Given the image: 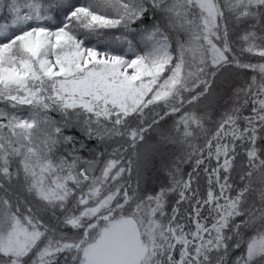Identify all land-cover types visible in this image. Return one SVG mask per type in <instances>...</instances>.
<instances>
[{
  "label": "snow or ice",
  "instance_id": "obj_1",
  "mask_svg": "<svg viewBox=\"0 0 264 264\" xmlns=\"http://www.w3.org/2000/svg\"><path fill=\"white\" fill-rule=\"evenodd\" d=\"M0 264H264V0H0Z\"/></svg>",
  "mask_w": 264,
  "mask_h": 264
},
{
  "label": "trees",
  "instance_id": "obj_2",
  "mask_svg": "<svg viewBox=\"0 0 264 264\" xmlns=\"http://www.w3.org/2000/svg\"><path fill=\"white\" fill-rule=\"evenodd\" d=\"M103 43V42H102ZM227 75V74H226ZM223 78L217 82V85L213 88V95L204 103L209 104L210 107L220 108L229 100V94H226V88L222 87ZM69 134L79 136V133L75 130H70ZM158 140V136L155 133H150L146 143L155 145ZM143 145L140 146L143 150ZM176 149L172 146L160 147L154 154H152L147 161H141V169L145 177L146 186L151 189L158 186L165 179V174L162 171V165L172 157V154ZM130 155V154H129ZM134 162L135 157H130ZM186 171L190 169H185ZM133 176L135 177V166L133 169Z\"/></svg>",
  "mask_w": 264,
  "mask_h": 264
}]
</instances>
